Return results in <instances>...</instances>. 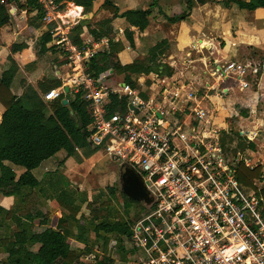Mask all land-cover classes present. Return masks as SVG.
Instances as JSON below:
<instances>
[{"label": "built area", "instance_id": "obj_1", "mask_svg": "<svg viewBox=\"0 0 264 264\" xmlns=\"http://www.w3.org/2000/svg\"><path fill=\"white\" fill-rule=\"evenodd\" d=\"M37 1L53 47L69 70L62 87L46 93L45 101L61 99L67 88L81 95L93 120L90 145L138 172L155 201L154 211L132 230L139 264H264V199L236 178L240 163L263 166L262 155L250 148L260 141L258 130L244 131L249 152L230 158L221 144L224 131L211 113L195 108V120L186 119L182 107L196 100L195 93L180 90L155 104L130 85L106 87L87 66L109 49V41L77 45L72 37L82 13L54 0ZM255 68L227 62L212 74L220 84L234 80L248 90L259 72ZM111 93L128 99L127 112L109 115ZM255 186L262 190L259 181Z\"/></svg>", "mask_w": 264, "mask_h": 264}, {"label": "crops", "instance_id": "obj_2", "mask_svg": "<svg viewBox=\"0 0 264 264\" xmlns=\"http://www.w3.org/2000/svg\"><path fill=\"white\" fill-rule=\"evenodd\" d=\"M104 1L97 0L91 9L78 7L69 1L64 3V8H67L66 5L69 6L68 10H82L79 11L83 15L79 25L84 24V32L81 35L83 43H86L88 38L90 39L89 42H95L89 33L88 26L99 29L101 22L112 18L111 13L101 7ZM111 1L121 12H124L128 9H147L155 0ZM213 1L215 2L194 8L186 21L176 24L165 22L158 8H156L150 19L148 29L137 41L138 48L134 50L126 43L125 50L121 52L119 58L124 66L131 65L135 60L142 59V54L147 49L157 46L162 41H168L169 47L161 58V63L164 65L163 73L144 74L139 78L137 88L140 90L143 99L156 104L161 103L164 97H170L180 90L195 93L196 100L189 103L188 106L182 107V110L189 114L186 119L195 120L193 110L195 108L202 109L212 114L214 124L219 125L224 133L233 130L228 124L229 119L226 118V112L235 102H239L246 106L249 116L246 119L240 117L243 120L238 125L240 132H242L241 137L246 130H258L259 145L256 143L257 150H252V152L261 153L264 150V138L262 136L264 132V72L259 73L255 78H250L251 88L248 90H242L234 80L220 84L212 73L215 68L227 62L249 63L248 58H252V56L258 58L261 55L264 62V10L258 9L251 12L240 10L233 4L226 7L223 5L226 0ZM243 1L249 2L250 0ZM158 4L164 14L170 15L180 5V0H158ZM182 9L185 7L182 6ZM29 15H32V21L27 24ZM13 20L18 21L19 27L22 25L24 28L19 34H13L16 35V38L11 44L16 43L18 37H22L25 39L24 42L29 45V49L15 56L20 68L17 75L21 77L22 74V64L19 57L30 54L36 44L39 47L41 57H43V64L41 63L32 73L21 77L22 80L19 79L22 85L27 82L28 85L38 88L39 83L50 80L60 82L59 88H61L69 70L62 54L57 49L41 52L39 42L45 30V27L41 26L44 24L43 19L34 24L33 22L37 20L36 13L28 14L23 11L15 15ZM7 27L0 32H4ZM112 27L115 36L114 41L119 42L124 38V32L129 28V24L124 19L117 18L113 21ZM0 35L5 45L4 47L0 46L1 76L6 69L7 58L10 53L8 47L11 44H6L5 37L3 34ZM11 36L8 35V39L12 40ZM104 39L110 43V39ZM167 69L172 70L171 76L166 73ZM113 73L111 72V77ZM222 89L225 91L224 95ZM23 91L21 88L13 90V93L16 96H21ZM165 103L167 106L169 105L168 102ZM0 108L1 123L4 108L2 106ZM178 117L181 120L185 118L184 115H178ZM92 149V152L88 151L87 148L78 150L73 157H68L64 151L58 153L33 171V175L40 183L37 189L27 191L22 196L6 197L0 194V205L9 211H20V214L23 215L41 212L49 220L51 227L64 233L72 241L73 248L78 251H83L89 247L93 254L109 256L114 259L115 264H134L139 254L133 247L128 249L127 244L131 243L132 238L118 237L116 233L104 231L96 234L95 230L103 220L93 221L95 210H100L108 214L107 221L109 223H117L120 220L131 222L125 200L116 202L118 201L116 200L118 193H123L117 185L122 183L126 167L121 166L116 177L117 181L113 184L98 185L96 189L105 191H100L99 195H95L87 176L91 170L100 164L102 158L96 154L97 151L95 150L97 149L93 147ZM104 157L112 160L109 156ZM6 165L12 168L17 177L25 173V169L22 167L10 163H6ZM149 194L153 198L150 192ZM98 201L100 202L98 207H94ZM131 201L136 202L137 205L131 209L132 215L140 211V205L147 206L143 202L133 199ZM91 202L94 203L92 206L89 205ZM154 204L155 202L148 206L152 212L154 211ZM73 210L78 212L76 216L72 215ZM40 221H36V223H40ZM138 223L135 222L131 230ZM14 227V221H8L0 230V239L10 234ZM2 255L4 254H1L0 257ZM4 257L5 255L1 258Z\"/></svg>", "mask_w": 264, "mask_h": 264}, {"label": "trees", "instance_id": "obj_3", "mask_svg": "<svg viewBox=\"0 0 264 264\" xmlns=\"http://www.w3.org/2000/svg\"><path fill=\"white\" fill-rule=\"evenodd\" d=\"M56 4H64L69 1L78 7L91 9L97 0H54ZM213 0H180V5L168 15L161 10L158 0H155L147 9H128L121 12L111 0H105L102 8L111 13L112 18L99 24V29L88 26L89 33L95 42L104 38L110 39L109 49H104L90 61L87 72L95 79H104L109 72L124 76V84L137 88L139 78L151 73H163L164 65L161 58L169 47L168 41H162L157 46L147 49L142 54V59H137L133 64L124 66L119 58L125 50L127 43L132 49L138 48V39L146 32L150 25V19L158 8L162 19L171 24L186 21L194 8L214 3ZM231 4L240 10L256 11L264 10V0H226L223 5ZM182 6L185 9H182ZM28 14L36 13L37 21L43 19V11L37 0H0V31L12 24V19L20 12ZM117 18L124 19L129 28L124 32V38L115 42L113 33V21ZM45 27L40 37L41 52L56 49L53 47V39L50 28ZM84 24L81 23L73 31V41L83 46L81 35L84 32ZM20 37L16 43L11 44L7 58L6 69L0 76V105L4 108L0 123V194L6 197L22 196L27 191L39 187V181L33 175L45 161L55 157L64 151L68 157H73L78 150L91 146L89 143L90 127L93 123L87 103L79 94H65L61 99L48 103L44 95L61 86L60 82L45 80L39 83L38 88L29 85L21 97L12 91L13 82L19 73V65L15 56L29 49V45ZM0 46L4 47L0 35ZM264 60V58H263ZM167 74H173L167 69ZM68 99L69 105L64 106L63 100ZM108 105L109 115L125 113L128 110V99L111 93ZM224 143V142H223ZM251 149L257 150V146L251 145ZM6 163L22 167L25 173L17 177L12 168ZM236 178L239 183L264 199V188L258 190L256 182L263 181V167L255 169L246 167L240 163L237 167ZM125 203L129 199L123 194ZM91 202L89 205L92 206ZM104 207H106L104 205ZM106 211V210H105ZM78 212L72 211L76 216ZM132 215L131 212L129 216ZM41 219V229L36 230L35 221ZM102 219V223L95 230L116 233L118 237L132 238V226L134 222L120 220L117 223H109L108 214L100 210L94 212V222ZM13 220L14 229L7 236L0 239V264H115L109 256H97L89 247L83 251L73 248L72 241L58 229L51 227L49 220L41 213L20 214V211H9L0 205V230L6 223Z\"/></svg>", "mask_w": 264, "mask_h": 264}, {"label": "rangeland", "instance_id": "obj_4", "mask_svg": "<svg viewBox=\"0 0 264 264\" xmlns=\"http://www.w3.org/2000/svg\"><path fill=\"white\" fill-rule=\"evenodd\" d=\"M66 6H67V8H69L68 5H66ZM72 9H74V8H72ZM31 18H32V15H29L27 22H26L27 24L31 23V21H32ZM16 23H17V25H16ZM33 23L36 24L37 20H35ZM19 26L20 25H19L18 21L16 22V20L12 19V24L9 25L5 29L4 32L3 31L0 32V34H3V36L5 37V39H6L5 43L6 44H11V42L14 41V38H16V35H13L14 33L19 34L20 32H22V29L24 27L22 25H21V27H19ZM8 35L9 36L12 35L11 36L12 40L8 39ZM19 38L20 37H18V39ZM89 41H90V39L88 38L86 43H88ZM42 58L43 57H41V55L39 53V47L37 44L35 45L34 49L32 50V52L30 54L25 55V57H19V61L22 64L21 77H25L26 74L28 75V74L32 73L34 71V69L37 68L41 63L43 64ZM248 61H250L249 63H250V65H252V71L256 69L255 67H257V69L259 71L257 74L253 75V78H255V76H257L259 73L261 74L262 72H264V70H263L264 62L262 61L261 55H259L258 58L254 57V56H252V58L249 57ZM21 77L19 75L16 76L15 81H14L13 86H12V91L23 88V90H24L22 93V95H23L29 85L27 84V82H25L24 85H22ZM19 79H21V80H19ZM103 81H104L106 87H108L110 89H118L120 87V85L123 83V76L113 73L112 77H111V72H109L105 75ZM253 88H254V85H253ZM21 96H18V97H21ZM263 101H264V99H263ZM0 107H1V105H0ZM240 117H242L244 119L248 118L249 117L248 111H247L246 106H243L239 102H235L231 106L230 110H228L226 112V118H227V120L229 119L228 124H230L229 126H231V129H233V130L230 132L225 131V133L222 132V134H221V144H222V146H224L225 151L227 152V155L230 158H233L239 152H241L242 154H247L250 150V149H248L247 141L241 137L242 132H240V128L238 125L240 123H242L243 120L240 119ZM262 136L264 138V132L262 133ZM256 143H258V142H256ZM251 145L257 146V144H255V143H253ZM258 145H259V143H258ZM87 150L91 151V152L93 151L92 147H90V146L87 147ZM251 150H253V149H251ZM95 151H97L96 154H99L102 159L100 161V164L97 165V167H95L93 170H91V172L88 171L89 175L87 177H88V181L90 183V186L93 189L94 194L99 195L100 191H105V190L96 189V188H98L97 186L98 185L102 186V185H107V184H113L114 182H116L117 181L116 177L119 174L122 163L120 161L108 160V158L104 157V156H107V154L101 149H97ZM261 153L260 154L262 155V159H263V166L262 167H263V173H264V150ZM67 184H69V183L67 182ZM117 186L120 188V190H122V183L118 184ZM259 187L264 188V179H263V181L259 182ZM116 200H118L116 202L123 201V195L121 193H118ZM99 203H100L99 201H98V203H95L94 207H98ZM136 206H137L136 202L131 201L129 203H126V207H127L126 210L128 211V214L131 211V209H134ZM139 210L140 211L136 212L137 214L130 215V221H132L134 223L140 222L144 218L148 217L152 212L151 208H149L148 206H145V205H140ZM34 212H36V211H34ZM40 220L41 219H38L36 221H40ZM36 221H35L36 230L39 231L41 229V226L39 223H36ZM127 245L129 247L128 249L132 248L131 243H129ZM3 256L4 255H2L1 257H3ZM134 264H139V262L136 260V261H134Z\"/></svg>", "mask_w": 264, "mask_h": 264}, {"label": "water", "instance_id": "obj_5", "mask_svg": "<svg viewBox=\"0 0 264 264\" xmlns=\"http://www.w3.org/2000/svg\"><path fill=\"white\" fill-rule=\"evenodd\" d=\"M65 93L70 94V90L67 88ZM63 105H69L68 99L63 100ZM130 108L132 107L130 106ZM122 191L127 197L138 202H143L147 206H151L155 202L150 196L142 176L129 167H126L122 177Z\"/></svg>", "mask_w": 264, "mask_h": 264}, {"label": "bare ground", "instance_id": "obj_6", "mask_svg": "<svg viewBox=\"0 0 264 264\" xmlns=\"http://www.w3.org/2000/svg\"><path fill=\"white\" fill-rule=\"evenodd\" d=\"M76 11L78 12V11H82V10H76Z\"/></svg>", "mask_w": 264, "mask_h": 264}]
</instances>
